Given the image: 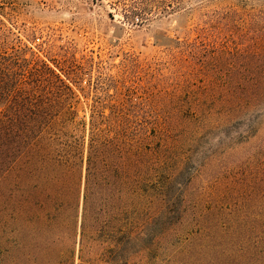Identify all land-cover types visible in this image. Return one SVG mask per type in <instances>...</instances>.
Listing matches in <instances>:
<instances>
[{"label":"rangeland","instance_id":"1","mask_svg":"<svg viewBox=\"0 0 264 264\" xmlns=\"http://www.w3.org/2000/svg\"><path fill=\"white\" fill-rule=\"evenodd\" d=\"M17 51L45 62L73 89L78 137L88 132L94 111L111 119L121 111L122 125L144 137L147 153L168 157L149 188L179 168L177 183L188 185L186 221L264 205L256 194L264 110L227 127L222 104L264 76L257 57L264 54V0H0V54ZM114 197L97 191V240L82 246L81 200L78 236L73 225L70 238L53 244L68 248L64 264H116L117 256L106 252L119 247L123 264L198 261L186 254L188 236L164 238L166 219L153 210L148 250L132 255L131 246H117ZM2 235L0 226V264L58 262L40 252V243ZM88 247L96 258L83 255Z\"/></svg>","mask_w":264,"mask_h":264},{"label":"trees","instance_id":"2","mask_svg":"<svg viewBox=\"0 0 264 264\" xmlns=\"http://www.w3.org/2000/svg\"><path fill=\"white\" fill-rule=\"evenodd\" d=\"M258 56L264 62V54ZM261 68L264 71V63ZM76 99L69 84L45 62L27 59L18 51L0 54L3 240L40 243V252L46 258L55 257V264H64L68 248L56 249L53 244L70 238L73 225L74 237L78 236L81 200L80 244L97 240L101 222L97 191L106 190L115 196L117 246H131L132 255L148 250L143 244L155 211L166 219L162 234L165 239L188 236L184 239L186 254L191 259L199 258L191 264H264V205L256 211L235 207L212 217L186 221L182 200L188 185L177 183L179 168L170 169L168 177L149 188V181L160 176L168 165V157L147 153L144 137L128 124L122 125L121 111H115L113 119L94 111L88 132L78 137L74 133ZM222 104L227 127L233 121L240 123L250 112L264 110V76L245 85L243 93L223 99ZM262 117L263 114L256 124ZM257 156V170L261 172L256 194L264 204V146ZM176 186L178 195H171ZM174 217L179 220L167 225ZM81 252L89 260L97 257L91 247ZM124 252L119 247L106 253H113L118 258L116 264H123Z\"/></svg>","mask_w":264,"mask_h":264}]
</instances>
